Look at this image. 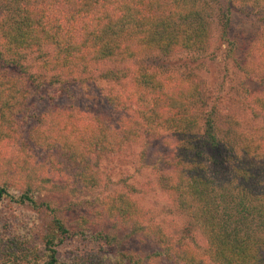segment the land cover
<instances>
[{
  "label": "trees",
  "instance_id": "1",
  "mask_svg": "<svg viewBox=\"0 0 264 264\" xmlns=\"http://www.w3.org/2000/svg\"><path fill=\"white\" fill-rule=\"evenodd\" d=\"M226 2L264 8V0ZM224 3L0 0V138L24 150L31 145L48 150L42 179L58 192L67 188L95 192L102 183L97 162L101 156L122 153L142 136L170 135L175 149L167 164L169 172L164 174L169 180L167 190L177 209L204 233L212 263L264 264V97L250 109L263 124L259 135L251 139L237 132L231 118L222 112L208 111V98L196 78L173 76L167 80L147 69L137 77L144 96L132 95L124 102L109 98L112 106L130 114L116 129L103 117L96 124L75 122L49 108L39 116L30 106L32 92L27 83L10 69L14 66L27 74L35 64L41 71L53 73L57 82L66 83L83 81V74L90 75L92 70L138 61L153 53L170 56L204 51L213 39L215 16L221 40L232 49L230 10ZM133 100L134 110L132 103H126ZM27 127H31L29 145ZM25 174L13 176L21 182ZM9 179L6 176L0 185V211L2 202L9 200L14 207L27 205L39 211L45 207L53 212V219L45 232L29 227L23 217L17 218L21 223L12 236L0 229V263L72 264V260L59 258L58 248L67 239L85 237L93 230L69 228L50 203H39V190L29 187L20 194ZM100 204L104 219L100 217L99 222L120 224L157 244L151 258L165 257L171 264H203L186 246L176 249L172 237L162 229L148 227L144 223L147 212L128 192L110 194ZM101 238L109 244L117 241L106 231ZM105 261L111 264L110 257ZM113 263L144 264V259L128 256L115 258Z\"/></svg>",
  "mask_w": 264,
  "mask_h": 264
},
{
  "label": "rangeland",
  "instance_id": "2",
  "mask_svg": "<svg viewBox=\"0 0 264 264\" xmlns=\"http://www.w3.org/2000/svg\"><path fill=\"white\" fill-rule=\"evenodd\" d=\"M223 2L230 10L229 37L235 45L232 49L221 40L218 16H215L212 19L213 39L204 51H180L170 56L153 53L138 61L120 62L112 64L109 69L92 70L90 75L83 74V81L72 79L66 83L57 82L53 73H45L35 64L29 66L27 74L14 66L10 69L27 83L32 92L30 106L39 116L49 108L57 110L59 114L62 112L75 122L96 124L103 117L109 120V126L116 129L130 114L127 115V110L112 106L109 98H120L124 102L132 95L144 96L142 84L137 80L139 71L149 69L167 80H172L173 76L193 77L205 91L208 111L216 109V112H222L231 118L237 132L255 139L263 124L253 117L250 109L255 108L257 100L264 97V8L227 3L226 0ZM2 13L0 8V15ZM126 103H132V109H135L134 100ZM30 128L27 127L25 131L28 145L31 144ZM38 129L43 132L41 128ZM174 149L170 135L142 136L140 141L132 143L124 152L110 158L100 157L97 162L102 183L95 192L71 188L58 192L50 182L42 179V164L49 157L48 150L32 145L24 150L18 144H8L3 140L0 141V185L8 176L13 180L12 189L20 194L29 187L39 190V203H50L51 210L69 228L78 229L81 226L93 230L85 237L81 235L67 239L58 248L62 261L105 264V259L110 257V263L114 264L115 258L123 260L130 256L135 260L143 258L144 264H171L165 257L151 258L150 255L156 252L155 242L132 233L120 224L108 223V226L103 220L99 222L100 217L104 219L103 215L100 216L101 201L110 194L128 192L133 201L147 212L148 221L144 223L148 227L162 229L172 237L171 243H175L176 249L186 246L195 252L194 255L203 264H215L210 260L204 233L177 209L167 190L169 180L164 174L169 172L167 164ZM24 173L21 182L13 176ZM3 204L0 229L6 236L15 233L21 223L17 219L20 217L27 218L29 227L37 226L44 232L51 226L53 212L45 207L39 211L27 205L14 207L9 200H4ZM23 226L26 224L23 223ZM120 228L124 230L119 232ZM105 231L115 236L117 241L105 243V239L101 238ZM0 264H4V261Z\"/></svg>",
  "mask_w": 264,
  "mask_h": 264
}]
</instances>
